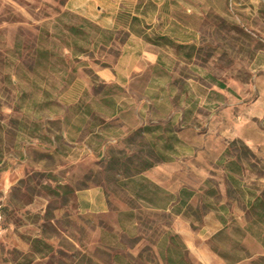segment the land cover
I'll list each match as a JSON object with an SVG mask.
<instances>
[{
	"label": "rangeland",
	"instance_id": "374dc122",
	"mask_svg": "<svg viewBox=\"0 0 264 264\" xmlns=\"http://www.w3.org/2000/svg\"><path fill=\"white\" fill-rule=\"evenodd\" d=\"M0 264H264V0H0Z\"/></svg>",
	"mask_w": 264,
	"mask_h": 264
},
{
	"label": "crops",
	"instance_id": "0c3cea01",
	"mask_svg": "<svg viewBox=\"0 0 264 264\" xmlns=\"http://www.w3.org/2000/svg\"><path fill=\"white\" fill-rule=\"evenodd\" d=\"M139 36H140L143 40H145L144 37H143L142 35H139Z\"/></svg>",
	"mask_w": 264,
	"mask_h": 264
}]
</instances>
